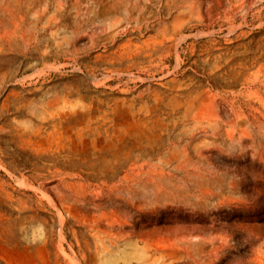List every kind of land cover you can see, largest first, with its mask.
Segmentation results:
<instances>
[{
    "label": "rangeland",
    "instance_id": "1",
    "mask_svg": "<svg viewBox=\"0 0 264 264\" xmlns=\"http://www.w3.org/2000/svg\"><path fill=\"white\" fill-rule=\"evenodd\" d=\"M0 264H264V0H0Z\"/></svg>",
    "mask_w": 264,
    "mask_h": 264
}]
</instances>
